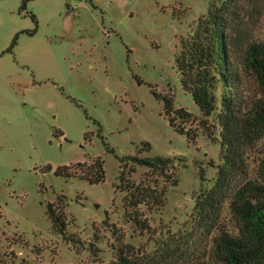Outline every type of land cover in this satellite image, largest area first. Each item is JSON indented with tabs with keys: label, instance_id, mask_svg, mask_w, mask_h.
I'll return each instance as SVG.
<instances>
[{
	"label": "rangeland",
	"instance_id": "374dc122",
	"mask_svg": "<svg viewBox=\"0 0 264 264\" xmlns=\"http://www.w3.org/2000/svg\"><path fill=\"white\" fill-rule=\"evenodd\" d=\"M212 1L0 0V264L108 263L122 246L152 252L189 226L221 147L203 136L189 143L164 97L200 114L176 58ZM132 156L175 160L179 184L163 207L128 205L118 186L121 160ZM97 158L102 183L55 175ZM127 162L130 186L161 185ZM59 195L70 240L48 216Z\"/></svg>",
	"mask_w": 264,
	"mask_h": 264
},
{
	"label": "trees",
	"instance_id": "16d2710c",
	"mask_svg": "<svg viewBox=\"0 0 264 264\" xmlns=\"http://www.w3.org/2000/svg\"><path fill=\"white\" fill-rule=\"evenodd\" d=\"M263 22L264 0H213L195 32L181 42L176 58L181 86L200 114L174 109L173 99L164 97L165 114L189 143L196 144L201 136L219 143L222 160L213 184L202 185L196 194L189 226L157 242L152 252L135 254L122 246L114 260L94 264H264ZM127 161L134 164L131 172L146 168L147 177H156L151 182L160 178L161 185L130 186L124 177ZM121 162L118 188L127 193L130 207L161 208L169 188L179 184L171 158L132 156ZM55 175L99 184L105 180L104 161L59 166ZM200 176L207 180L204 170ZM66 205V196H57L48 205V216L55 230L70 240Z\"/></svg>",
	"mask_w": 264,
	"mask_h": 264
}]
</instances>
